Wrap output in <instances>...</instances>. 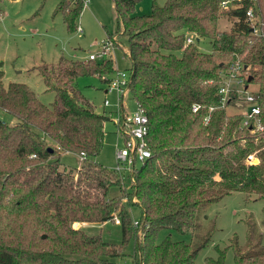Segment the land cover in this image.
Masks as SVG:
<instances>
[{
	"label": "trees",
	"instance_id": "16d2710c",
	"mask_svg": "<svg viewBox=\"0 0 264 264\" xmlns=\"http://www.w3.org/2000/svg\"><path fill=\"white\" fill-rule=\"evenodd\" d=\"M138 1L113 0L127 38V93L148 119L150 157L129 175L127 185L92 162L108 118L96 114L73 86L80 76L108 83L114 73L110 58H60L35 67L54 93L50 108L23 84L3 87L0 74V111L16 120L0 121V264H115L130 241L132 264H194L207 235L191 249L168 236L157 243L158 232L185 233L194 228L198 207L232 193L264 199V148L241 140V117L217 110L203 125L207 108L218 103L223 76L236 64L237 76L256 88L253 94L264 111V36L253 35L245 23L247 3L220 11L221 0L153 1L148 15L134 16ZM82 6L81 0L59 1L54 13L68 33L74 32ZM257 8L264 26V0H257ZM219 13L235 19L229 31L217 30ZM189 35L193 43L187 45ZM106 38L117 47L112 35ZM200 40L209 42L210 52L196 50ZM192 104L200 105L195 113ZM253 151L257 163L248 165L245 157ZM64 153L84 155L72 173L58 171ZM130 207L140 213L136 227ZM113 216L119 220L117 244L71 228L110 223ZM215 251L216 258L204 264H223L224 250ZM233 264H264V252L234 253Z\"/></svg>",
	"mask_w": 264,
	"mask_h": 264
},
{
	"label": "rangeland",
	"instance_id": "374dc122",
	"mask_svg": "<svg viewBox=\"0 0 264 264\" xmlns=\"http://www.w3.org/2000/svg\"><path fill=\"white\" fill-rule=\"evenodd\" d=\"M59 1L0 0L1 83L3 87L8 83L23 84L34 94L37 101L47 108H50L54 100V93L44 87L34 70L37 66L53 65L60 58L83 62L89 53L97 50V42L105 40L107 35H112L117 42V47H114L108 57L113 70L124 72L128 77L130 69L126 51L127 38L121 33L122 28L116 19L113 0H81L84 5L72 33L66 31L60 14L54 13ZM153 1L162 5L165 0H139L134 6L133 15H148ZM256 14L258 15L257 0ZM219 15L217 30L229 31L235 19L222 13ZM187 37L192 39L190 35ZM195 44L198 52H210L207 40H200ZM174 55L179 57L180 52H175ZM110 77L112 79L113 74L108 76ZM73 86L81 97L92 105L96 114L108 118L102 127L104 136L101 149L92 162L111 170L114 166V150L122 144L116 135L113 120L119 115L126 116L133 110L135 104L128 93L118 97L113 91L108 90L107 83H102L93 76H80ZM247 86L250 92L256 89L252 85ZM104 100L109 102L108 107H103ZM242 111L243 107L239 109L236 104L227 105L223 110L226 116L239 115ZM0 121L7 124L16 122L15 118L1 111ZM59 161L58 171L71 172L78 165L77 158L72 154L59 155ZM139 167L136 163L134 169ZM118 178L125 185L129 183L130 177L126 174ZM128 212L131 222L138 223L139 210L130 207ZM79 224L78 227L71 225V228L79 229L89 236L99 235L107 242L117 244L121 241L120 228L112 221L101 225ZM135 235L141 236L140 230L137 229ZM206 235L208 241L197 253L194 264H204V259L216 258V249L224 250L223 264H233L234 253L245 256L260 250L264 252V199H258L255 195L246 196L243 193L229 194L217 202L198 207L194 228L183 234L161 230L157 234L156 242L168 236L170 240L182 241L194 249ZM132 248L133 244L130 241L124 249L125 256L116 259L114 263L132 264L129 259Z\"/></svg>",
	"mask_w": 264,
	"mask_h": 264
},
{
	"label": "built area",
	"instance_id": "2783aa9c",
	"mask_svg": "<svg viewBox=\"0 0 264 264\" xmlns=\"http://www.w3.org/2000/svg\"><path fill=\"white\" fill-rule=\"evenodd\" d=\"M244 3H247L244 10L245 23L251 29L253 35L263 37L264 26L256 14V0H221L218 4V9L220 11L227 9L233 11L234 9L243 7ZM192 41L191 38L187 37L185 44H191ZM96 44L98 48L96 51L88 54V60L93 61L109 57L110 53L114 50L111 40L107 38ZM238 72L239 66L237 64L232 65L228 74L223 76L222 84L217 90V95L219 96L218 103L207 108V115L203 119V125L206 126L208 124L212 112L217 110L223 111L225 106L236 104L239 109L243 107V111L237 115L241 117L238 127L245 133L244 138L241 140H247L253 146L262 145V148H264V111L260 107L257 97L253 92L248 90L247 85H244V79L237 76ZM107 87L109 91H113L118 97H122L128 92V77L125 76L124 72L115 69L112 79L107 83ZM231 97H233L232 101L230 100ZM102 105L103 107H108L109 102L104 100ZM199 109L200 105L198 104L190 106L191 113H195ZM113 122L116 126V135H118L122 144L114 150V166L111 171L120 177L123 174L129 176L134 171L136 163L142 165L150 157L146 143L148 119L145 110L135 104L130 113H127L126 116L119 115ZM254 153V151L250 152L245 157L246 164L254 165L257 163ZM74 156L77 158V161L84 159L83 153ZM112 223L116 226L119 225V220L116 216H113ZM72 225L78 227L80 224L73 223ZM132 226L136 227L137 222H132Z\"/></svg>",
	"mask_w": 264,
	"mask_h": 264
},
{
	"label": "water",
	"instance_id": "95a60500",
	"mask_svg": "<svg viewBox=\"0 0 264 264\" xmlns=\"http://www.w3.org/2000/svg\"><path fill=\"white\" fill-rule=\"evenodd\" d=\"M247 80H249V79H247Z\"/></svg>",
	"mask_w": 264,
	"mask_h": 264
}]
</instances>
